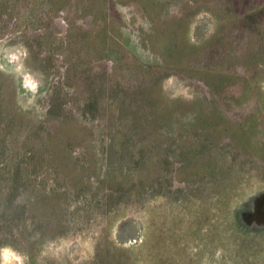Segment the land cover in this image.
Wrapping results in <instances>:
<instances>
[{
	"label": "rangeland",
	"instance_id": "374dc122",
	"mask_svg": "<svg viewBox=\"0 0 264 264\" xmlns=\"http://www.w3.org/2000/svg\"><path fill=\"white\" fill-rule=\"evenodd\" d=\"M263 82L264 0H0V264H264Z\"/></svg>",
	"mask_w": 264,
	"mask_h": 264
},
{
	"label": "trees",
	"instance_id": "16d2710c",
	"mask_svg": "<svg viewBox=\"0 0 264 264\" xmlns=\"http://www.w3.org/2000/svg\"><path fill=\"white\" fill-rule=\"evenodd\" d=\"M160 2L162 3V5L164 6V5H167V4H169V0H160ZM178 2H180V1H178ZM177 2V3H178ZM176 8H179V7H176ZM180 57V56H179ZM174 60H176L175 58H174ZM223 67H225V66H223ZM218 69L220 70V71H223V69L221 68L220 69V67H218ZM258 73H260V72H258ZM257 73V74H258ZM264 83V82H263ZM250 85H251V90H252V87L254 88V86L256 85H258V81H256L255 79H252V81L250 82ZM261 85V84H260ZM263 85V84H262ZM263 87H264V85H263ZM258 89H260V88H258ZM264 89V88H263ZM262 92V91H261ZM172 109V108H171ZM167 109H163V111H159V113L157 114V113H155V114H157V115H162V114H164V111H166ZM48 132V131H47ZM48 134H49V132H48ZM50 135V134H49ZM9 180H11L10 181V183L8 184V186H6V188H8V187H10V186H12L13 187V183H12V179H9ZM232 219H233V224H234V226H235V228H236V232L237 233H239V235H244V236H253V235H257V234H264V230H258V229H254V230H252V229H250V228H248L241 220H240V211H238V210H236V211H234V213H233V215H232ZM253 234V235H252ZM32 250H33V248H32ZM27 250H25L24 252H26ZM29 261H30V263L31 264H34V258L32 257V256H30V258H29Z\"/></svg>",
	"mask_w": 264,
	"mask_h": 264
},
{
	"label": "flooded vegetation",
	"instance_id": "af4514ba",
	"mask_svg": "<svg viewBox=\"0 0 264 264\" xmlns=\"http://www.w3.org/2000/svg\"><path fill=\"white\" fill-rule=\"evenodd\" d=\"M192 1V0H191ZM218 22H219V27L222 25V27H220V28H224L223 26H224V23H227V24H229V25H231V22L230 21H228V20H226V19H224V22H221V20L219 19V20H217ZM217 21L215 22L216 24H215V26H217ZM239 26V25H238ZM200 28V27H199ZM217 28H218V26H217ZM217 28H216V30H217ZM206 31V30H205ZM189 32H190V34H188V35H191V41L193 40V36H192V34H193V27L189 30ZM223 34V33H222ZM217 40V36L215 37V38H213V39H211V37L208 39V41L207 40H205V41H202V43L204 44L205 42H211V41H216ZM194 41V40H193ZM197 42H201V41H199V40H196ZM259 228L258 229H264V226H258ZM118 238H120V241H123V239L124 238H121L122 237V235H118L117 236ZM122 239V240H121ZM129 241V240H128ZM127 241V242H128ZM133 241L136 243V241L138 242L139 241V239H133ZM141 241V240H140ZM129 242H131V241H129Z\"/></svg>",
	"mask_w": 264,
	"mask_h": 264
},
{
	"label": "water",
	"instance_id": "95a60500",
	"mask_svg": "<svg viewBox=\"0 0 264 264\" xmlns=\"http://www.w3.org/2000/svg\"><path fill=\"white\" fill-rule=\"evenodd\" d=\"M262 197V196H261ZM262 205H260L259 207H261ZM251 216V214H249V217ZM125 225H129V221L128 222H125V223H122L121 224V227L123 226V228L125 227ZM122 230V229H121Z\"/></svg>",
	"mask_w": 264,
	"mask_h": 264
}]
</instances>
